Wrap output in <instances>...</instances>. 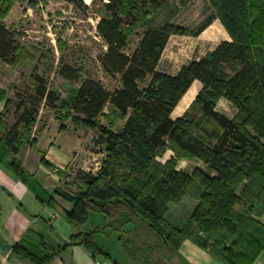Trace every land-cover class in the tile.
I'll return each mask as SVG.
<instances>
[{
  "label": "trees",
  "instance_id": "1",
  "mask_svg": "<svg viewBox=\"0 0 264 264\" xmlns=\"http://www.w3.org/2000/svg\"><path fill=\"white\" fill-rule=\"evenodd\" d=\"M170 1L104 2L105 14L96 22L97 35L106 47L100 65L118 85L108 88L85 78L69 100L74 123L93 129L94 142L105 150L96 173L79 168L72 177L65 170L55 171L61 178H71L65 185H73V192L62 188L47 192L15 156L23 143L33 145L28 136L40 104L53 107L57 92L33 74L32 92L19 96L14 123L0 134V165L41 204L56 210L72 233L62 247L50 248L38 233L26 230L12 246L17 257L47 264L68 247L79 245L118 264L97 244L99 236L120 242L128 260L143 264H166L164 254L185 239L225 264H253L264 251V225L254 217V205L264 208V0H208L215 13L193 30L174 22L178 10L155 24ZM182 1L185 6L191 0ZM4 14L0 8V62L13 66L31 55L18 42L17 32L3 22ZM214 16L231 41L219 42L176 74L156 69L170 35H197ZM137 25L143 29L128 49L129 29ZM59 73L67 79L77 77L66 64ZM194 80L202 88L182 116L172 119L171 112ZM221 98L237 108L233 118L215 110ZM0 101H4L0 112V131H4L2 116L12 104L4 89ZM106 106L124 117L118 131L97 122ZM196 111L210 121L193 132ZM165 150L174 157L161 164L156 158ZM189 158L201 161L212 174L195 168L187 175L175 168L177 161ZM41 163L50 166L43 158ZM181 177L182 186L177 184ZM191 181L200 187L189 213V221L198 229L195 235L167 216V203L177 201L179 189ZM56 196L71 203V208L61 209ZM88 212L102 214L103 224L87 227Z\"/></svg>",
  "mask_w": 264,
  "mask_h": 264
},
{
  "label": "rangeland",
  "instance_id": "2",
  "mask_svg": "<svg viewBox=\"0 0 264 264\" xmlns=\"http://www.w3.org/2000/svg\"><path fill=\"white\" fill-rule=\"evenodd\" d=\"M105 1L0 0V8H4L5 12L2 17L3 22L7 27H11L17 32L18 42L31 55V59L18 62L13 66H6L0 63V86L7 90L8 97L12 99V104L8 109L9 112L2 116L5 130L0 131V134H4L14 123L15 104L20 99L19 96L25 98L32 92L33 87L36 85L32 76L33 74H38L44 78L47 87L57 92L59 99L53 107H45L43 103L40 104L28 137L29 140L31 138L34 139L46 129L48 136L54 137L57 143L61 144V149H66L70 155L64 168L58 170H65L72 177H74L75 171L79 168L96 173L105 155L104 146L94 142L97 133L87 125L75 124L73 121V116L75 115L68 106L72 94L79 86L81 80L85 78L99 80L108 88L118 85L114 79H111L103 72L100 65V58L106 47L97 35L96 22L100 16L105 14L103 5ZM182 3V0H171L169 5L157 15L155 24L160 23L166 15L176 12V10L178 12L181 11L182 7H184L181 6ZM189 3L194 6L190 10L194 12L203 10L202 13L204 14L189 22L192 19L189 16L190 13L187 14L188 11L185 10L182 13L180 12L178 17L180 23L176 24L179 26L185 25L184 27L190 28L189 30H193L194 26L204 18L205 14L209 12L215 13L213 6L208 0H198V2L197 0H191L187 4ZM151 18L153 21L154 18ZM150 20L146 21V23L151 22ZM142 29V25L129 29L128 49L134 46L137 41L135 34H139ZM64 64L76 70L77 77L75 79L64 78L59 73L61 65ZM193 118L191 122L193 132H198L202 126L208 125V121H210L207 116L200 112L194 114ZM123 119L124 117L116 109L106 106L97 118V122L113 131H118L122 126ZM61 125L64 126L62 130L59 129ZM71 143L73 146H71ZM29 146L31 147V145ZM173 157L174 155L170 150H165L162 155L156 158V161L163 164ZM68 165L69 168L67 169ZM175 168L187 175H190L195 168H199L210 175L212 174L201 161L195 158L179 160ZM121 172L122 170H118V174ZM56 175L59 177L58 185L53 186L51 189L62 188L68 192L74 191L73 185H65V182H71L70 177L64 175L61 178L57 173ZM47 176L52 179L48 173ZM35 179L41 183H45L46 180L40 172H37ZM183 182L184 180L181 177L177 184L182 186ZM196 185L194 181L185 183V187L179 189L181 193L179 199L167 203L169 206L167 216L175 224L186 228L192 235H195L194 232L198 230L189 221V213L197 203L195 193L200 188L199 185ZM55 201L56 204L60 202L69 203L59 196L55 197ZM254 212L260 216L263 214L264 208L259 205V209H254ZM90 213L95 215L94 220L103 223L102 214ZM90 224L94 225V223L87 220L86 226L88 227ZM108 248L118 255L121 249L120 242L115 240L109 244ZM98 258L101 264H108L109 259L104 255L98 254Z\"/></svg>",
  "mask_w": 264,
  "mask_h": 264
},
{
  "label": "crops",
  "instance_id": "3",
  "mask_svg": "<svg viewBox=\"0 0 264 264\" xmlns=\"http://www.w3.org/2000/svg\"><path fill=\"white\" fill-rule=\"evenodd\" d=\"M192 7L194 6L190 3L182 7L181 11L175 16L174 22L180 23L178 17L180 12L182 13L184 10L188 11L187 14L190 13L189 16L192 19L189 22L200 15H204L203 10L194 12L190 10ZM213 14L214 12L205 14L204 18L194 27L199 26ZM221 41H231V37L220 20L214 16L197 35H170L160 55L156 69L167 74H176L182 65L198 60L207 52L213 50ZM4 65L8 66L7 64ZM201 86L200 81H193L171 112L170 117L172 119L182 116ZM0 89L7 92L1 86ZM3 105L4 101H0V112ZM215 110L228 118H233L237 113V108L224 98L218 100ZM174 113L175 116L173 117ZM48 135L45 129L40 136L34 139L31 138L33 140L31 147L28 144H23L15 156L35 176L37 172H40L46 180L45 183L37 181L47 192H51L54 190L51 188L58 185L59 180L55 171L64 168L70 155L66 149H61V144H58L54 137ZM42 158L50 165L49 167L41 163ZM47 173L54 180L49 178ZM60 203L57 204L63 210L71 208V203ZM256 208L259 209V205H254V209ZM254 217L264 225V212L260 216L254 212ZM94 218L95 215L88 212V222L98 226L103 224L94 220ZM126 228H130V226H126ZM26 230L38 233L50 248L62 247L69 242V236L72 233L71 225L56 210L41 204L23 183L0 165V264H31L28 260L19 258L12 252V246L19 241ZM113 241L115 240L102 236L96 238L97 244L103 246L104 250L118 264H143L137 260H128L122 252L121 244L118 255L109 250L108 246ZM95 259L100 262L98 254L92 253L83 246L72 245L47 264H92ZM164 260L166 264H225L222 259L210 255L189 239L183 240L177 248L165 253ZM108 264H112L110 260H108ZM253 264H264V251L258 255Z\"/></svg>",
  "mask_w": 264,
  "mask_h": 264
},
{
  "label": "built area",
  "instance_id": "4",
  "mask_svg": "<svg viewBox=\"0 0 264 264\" xmlns=\"http://www.w3.org/2000/svg\"><path fill=\"white\" fill-rule=\"evenodd\" d=\"M92 264H100V262L95 259Z\"/></svg>",
  "mask_w": 264,
  "mask_h": 264
}]
</instances>
